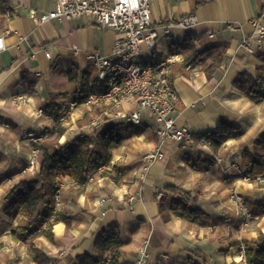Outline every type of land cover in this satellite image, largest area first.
Masks as SVG:
<instances>
[{
	"label": "crops",
	"instance_id": "obj_1",
	"mask_svg": "<svg viewBox=\"0 0 264 264\" xmlns=\"http://www.w3.org/2000/svg\"><path fill=\"white\" fill-rule=\"evenodd\" d=\"M9 2L13 15L0 13V264H36L26 240L18 239L14 231L23 217L6 208L8 190L35 173L23 172L31 143L26 133L42 132L51 137L46 129L54 131L55 121L49 115V102L65 100L68 106L81 87L79 81L68 79V72L76 69L78 75L96 76L87 55L112 56L118 33L101 28L88 15L34 22L29 9L51 11L55 0ZM150 11L154 24L177 21L187 14L195 17L191 28L173 27L170 35L158 37L156 48L142 46L138 57L141 64H153L167 52L178 51L175 46L184 41L187 31L195 35L194 50L200 56L185 59L179 51L183 61L176 62L170 73L178 96L175 123L190 127L197 138L208 137L224 122L233 127L232 135L216 152L211 144L203 148L195 141L181 148L171 140H160L156 134L160 124L141 110L142 123L135 127L143 131L136 134L125 129L121 142L109 146L111 166L124 168L119 181L95 174L84 184L66 185L60 190L61 206L55 210L66 218L51 225L52 238L39 232L48 228V222L33 229L32 241L50 257L49 264H79L78 255H96L94 237L111 221L119 224L123 241L121 264H133L141 247L147 264H242L235 258L240 257L236 241L243 245L264 233V213L254 212L255 199L264 196V183L242 179L247 173L244 153L264 152L252 144L264 130V100L249 99L233 84L238 72L254 76L256 68L264 65L256 54L264 53V41L254 53L240 45L253 31L250 20H264V0H151ZM216 55L221 57L220 64L207 76L204 65ZM15 94L24 96L25 101L13 100ZM135 108L136 99L130 97L117 110ZM104 118L102 127L124 123L115 116ZM66 131L64 141L83 133L81 129ZM45 140L36 146L40 148ZM156 149L163 152L162 159L149 163L142 159ZM165 185L185 190L191 205L204 210L208 218L189 220L172 210V195ZM234 193L252 213L246 221L236 212ZM101 197L107 199L102 205ZM54 213L49 222L56 217Z\"/></svg>",
	"mask_w": 264,
	"mask_h": 264
},
{
	"label": "built area",
	"instance_id": "obj_2",
	"mask_svg": "<svg viewBox=\"0 0 264 264\" xmlns=\"http://www.w3.org/2000/svg\"><path fill=\"white\" fill-rule=\"evenodd\" d=\"M150 2L151 0H55V9L51 11L39 13L34 8L29 9V15L36 23L50 19H73L88 15L101 28L112 29L118 33L112 46V56L97 52L87 55L95 68V75L105 81L104 89L93 91L82 100H69L67 108L58 121L53 124L52 129L69 122L75 109L79 106L104 108L101 114L115 116L120 122L136 126L142 123L140 111L146 110L160 124L156 129V134L161 140H171L181 148L187 147L194 141L203 148H210V141L206 135L196 138L190 127L175 123L173 114L177 109L178 96L170 80V73L176 62L183 61L182 54L179 51H169L153 64L138 62L142 46L156 48V41L160 35H170L175 26L183 29L191 28L195 23V17L193 14H187L177 21L154 24L151 19ZM250 21L253 31L249 36H244L240 40V45L247 52L254 53L262 48L264 20L255 17ZM252 41L256 43L254 47L251 44ZM1 45L0 38V47ZM45 55L48 57L49 52H45ZM184 64L187 62L185 61ZM130 97H135L136 108L129 112L117 110ZM12 99L18 102L25 101L24 96L20 94L12 95ZM39 112H41L40 109ZM104 122L105 118L99 119L94 116L80 129L83 133L92 136ZM26 135L33 144L30 143L29 157L23 172H34L36 160L41 153V149L36 146V143L44 140L46 135L42 132H37L35 135L27 132ZM163 156V152L156 149L145 153L142 159L149 163L160 160ZM110 167L111 162L109 161L101 165L99 171ZM93 177V175H89L87 181L93 180ZM242 179L248 182H264V172L254 175L243 173ZM66 185H79V183L72 178H58L55 188L54 211L61 206L60 190ZM161 194L159 193V196ZM233 198L238 202L239 215L244 220L252 217V213L242 197L234 193ZM106 200L101 197L99 204H104ZM242 247L243 245H241ZM241 256H243L242 252ZM145 257L144 247H141L133 264H147Z\"/></svg>",
	"mask_w": 264,
	"mask_h": 264
},
{
	"label": "trees",
	"instance_id": "obj_3",
	"mask_svg": "<svg viewBox=\"0 0 264 264\" xmlns=\"http://www.w3.org/2000/svg\"><path fill=\"white\" fill-rule=\"evenodd\" d=\"M0 13L13 15L9 0H0ZM194 39L195 35L191 31H187L184 41L175 46L176 50L185 54V59L193 57V60H196L200 56V53L194 50ZM256 54L264 61V53L256 52ZM220 60L221 57L216 55L209 63L204 65L207 76H211L215 72ZM67 75L70 81L81 83L80 89L74 93L75 98L78 100L84 99L93 91H102L105 87L103 79L86 72L78 75V71L73 69ZM233 84L249 99L264 100V65L256 68L254 76L247 72H238ZM60 96L66 97V94L61 93ZM66 108L67 102L65 100L49 102V115L55 123ZM125 129H130L136 134L143 131L131 123H108L95 131L92 136L80 133L64 141L62 138L65 132L64 128L57 127L54 131L46 129L48 135L54 134L56 138H60V141H43L40 144L41 153L36 160L35 173L20 179L8 190L9 202L6 205L7 209L13 212L17 211L23 217L21 224L14 231L18 239L26 240L28 250L33 255L36 264H49L51 259L33 243V229L41 228L43 223L48 222L46 225L48 228H42L39 232L52 238L51 225L60 219L66 218L54 211L55 188L58 178L69 176L77 183L84 184L87 182L89 175L99 174L109 176L114 181H119L124 168L120 169L114 164L110 168L99 171V167L110 161L109 146L121 142L122 132ZM232 132L233 127L230 124L223 122L218 125L208 136L212 149L216 152L222 143L232 135ZM252 144L264 149V130L252 141ZM244 161L247 165L246 172L249 175L263 172L264 152L251 153L246 151ZM1 174L0 169V176ZM165 189L172 195L169 205L172 210L178 211L184 218L189 220H206L208 218V214L204 210L191 205V198L185 190L174 185H165ZM254 202V212L264 213V196L255 199ZM160 211H162V204H160ZM53 213L57 215L49 222V218ZM122 243L119 224L116 221H111L94 237L93 245L96 255L82 253L76 259L79 264H121ZM236 244L243 253L245 264H264L263 232H259L255 240L244 243L242 248L241 242L236 241Z\"/></svg>",
	"mask_w": 264,
	"mask_h": 264
},
{
	"label": "rangeland",
	"instance_id": "obj_4",
	"mask_svg": "<svg viewBox=\"0 0 264 264\" xmlns=\"http://www.w3.org/2000/svg\"><path fill=\"white\" fill-rule=\"evenodd\" d=\"M122 106V105H121ZM104 108H101V107H97V108H94V107H87V106H79L75 109V112H74V115L72 118H70L69 122H67L66 124L62 125V126H59L61 128H64L66 131V133H72L82 127H84L89 121L90 119H92V117L96 116L97 118L99 119H104V117L106 116L105 114H101V111H103ZM113 110L115 111V108H113ZM65 111V110H64ZM96 112V113H94ZM83 114V115H82ZM80 115V116H79ZM86 115V116H85ZM84 116V117H83ZM52 126H53V123H52ZM55 130V129H53ZM54 135V134H53ZM49 135L51 137H45L46 139H48L49 141H54V142H57L59 139H56V136L54 135ZM48 136V135H47ZM159 137V136H158ZM44 138V140H45ZM160 139V138H159ZM47 140V141H48ZM161 140V139H160ZM46 141V140H45ZM263 173V172H262ZM259 174V173H257ZM258 183H264V182H258ZM234 195V194H233ZM233 198V196H232ZM233 201L234 203L236 204V207H237V214L239 215V208H238V202L236 200H234L233 198ZM241 218L242 216L239 215ZM251 218V217H250ZM248 220V219H246ZM245 220V221H246ZM245 221L243 220V224L245 223ZM245 225V224H244ZM238 252L240 253V261L242 264H245L244 263V257L241 256V250L238 249ZM239 256V255H238Z\"/></svg>",
	"mask_w": 264,
	"mask_h": 264
},
{
	"label": "bare ground",
	"instance_id": "obj_5",
	"mask_svg": "<svg viewBox=\"0 0 264 264\" xmlns=\"http://www.w3.org/2000/svg\"><path fill=\"white\" fill-rule=\"evenodd\" d=\"M235 258H237V259H238V258H239V256H238V255H236V256H235Z\"/></svg>",
	"mask_w": 264,
	"mask_h": 264
}]
</instances>
